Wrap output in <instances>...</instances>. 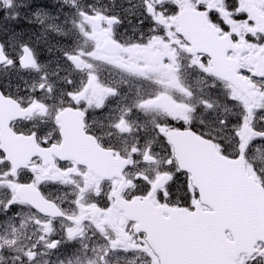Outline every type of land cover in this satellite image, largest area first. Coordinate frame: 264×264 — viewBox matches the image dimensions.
Listing matches in <instances>:
<instances>
[{
  "label": "snow or ice",
  "instance_id": "snow-or-ice-1",
  "mask_svg": "<svg viewBox=\"0 0 264 264\" xmlns=\"http://www.w3.org/2000/svg\"><path fill=\"white\" fill-rule=\"evenodd\" d=\"M58 3L0 0V264H264V23L246 0H192L222 51L182 23L186 0ZM204 221L222 256L198 248Z\"/></svg>",
  "mask_w": 264,
  "mask_h": 264
},
{
  "label": "flooded vegetation",
  "instance_id": "flooded-vegetation-1",
  "mask_svg": "<svg viewBox=\"0 0 264 264\" xmlns=\"http://www.w3.org/2000/svg\"><path fill=\"white\" fill-rule=\"evenodd\" d=\"M186 3H187V6L185 8V10H188V9H195L194 7L191 6L192 4V0H186ZM246 5L249 7V9L254 13V15L256 16L257 18V21L260 22V23H264V11H261L258 7H257V0H246ZM233 27L234 28H237V29H240L242 27H244L243 25H240L238 23H235L233 22ZM243 46V45H241ZM107 75V73H106ZM113 78H118V74L116 73H113ZM195 77H193L194 79ZM22 131H26V129H20ZM5 141L7 143H11L14 147L15 150H19V151H25L27 145H24L23 143H19V142H16L14 140H12L11 137H7L5 136ZM11 264V261L10 263Z\"/></svg>",
  "mask_w": 264,
  "mask_h": 264
},
{
  "label": "water",
  "instance_id": "water-1",
  "mask_svg": "<svg viewBox=\"0 0 264 264\" xmlns=\"http://www.w3.org/2000/svg\"><path fill=\"white\" fill-rule=\"evenodd\" d=\"M209 34H210V32H209V30H208L207 28H204V29L202 30V35H203V37H205V35L208 36ZM198 228H199V230H200L201 232H202L204 229H205V230L207 229V227H203L202 224H201V226L199 225ZM198 247H200V250H201V251H202V249H203V253H204V254L213 255V256H217V257L223 255V247H222L221 245L217 244V243H215V249H214V251L211 250V249H210V245H209V244H206V243H205L204 246L199 245ZM216 251H217V252H216ZM214 253H215V254H214Z\"/></svg>",
  "mask_w": 264,
  "mask_h": 264
},
{
  "label": "rangeland",
  "instance_id": "rangeland-1",
  "mask_svg": "<svg viewBox=\"0 0 264 264\" xmlns=\"http://www.w3.org/2000/svg\"><path fill=\"white\" fill-rule=\"evenodd\" d=\"M33 2L37 6H41V7H51L54 9L60 7L58 0H33Z\"/></svg>",
  "mask_w": 264,
  "mask_h": 264
}]
</instances>
